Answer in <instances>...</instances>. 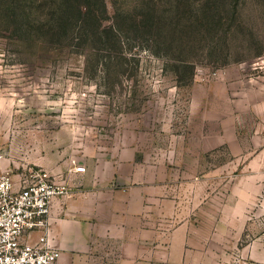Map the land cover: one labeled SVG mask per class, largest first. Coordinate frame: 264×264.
I'll return each mask as SVG.
<instances>
[{
	"label": "rangeland",
	"instance_id": "374dc122",
	"mask_svg": "<svg viewBox=\"0 0 264 264\" xmlns=\"http://www.w3.org/2000/svg\"><path fill=\"white\" fill-rule=\"evenodd\" d=\"M52 1L36 18L0 0V174L70 182L84 166L147 185L151 253L182 228V264H249L264 240V0H106L119 31L83 38L53 34Z\"/></svg>",
	"mask_w": 264,
	"mask_h": 264
},
{
	"label": "crops",
	"instance_id": "0c3cea01",
	"mask_svg": "<svg viewBox=\"0 0 264 264\" xmlns=\"http://www.w3.org/2000/svg\"><path fill=\"white\" fill-rule=\"evenodd\" d=\"M84 173L71 169L69 193L53 199L49 215V232L61 250L57 264H98L100 255L115 253L117 264H149L165 262L182 264L187 257V230L174 232L173 244L164 250L153 249L149 228V189L142 185L137 190L110 186L99 169L85 167ZM68 182V181H67ZM43 231L31 234L36 242ZM166 245V244H164ZM249 264H264V240H256L243 253Z\"/></svg>",
	"mask_w": 264,
	"mask_h": 264
},
{
	"label": "built area",
	"instance_id": "2783aa9c",
	"mask_svg": "<svg viewBox=\"0 0 264 264\" xmlns=\"http://www.w3.org/2000/svg\"><path fill=\"white\" fill-rule=\"evenodd\" d=\"M69 187L60 176L34 173L14 181L9 173L0 174V264H57L61 250L50 236L49 215L53 199L67 195ZM35 231L43 234L32 242Z\"/></svg>",
	"mask_w": 264,
	"mask_h": 264
},
{
	"label": "trees",
	"instance_id": "16d2710c",
	"mask_svg": "<svg viewBox=\"0 0 264 264\" xmlns=\"http://www.w3.org/2000/svg\"><path fill=\"white\" fill-rule=\"evenodd\" d=\"M24 1H26L29 5L33 3L31 5V10H34L36 18L39 17V11L35 8L37 5L41 6V4L36 3V0ZM51 6L52 11L50 14L52 15L53 10H55L53 14H56L57 12L59 14L56 19V24L52 26L54 29L53 34L55 36L77 37L74 33H70L71 31L74 32L75 29L80 31V37L82 38L87 37L88 32H94L93 29L100 31L102 29L103 32L119 31L114 24L107 28L104 26V22L108 17L106 0H55L51 2ZM143 15H145L147 19L144 17L140 21L142 24L145 26L148 25L152 29L157 21L156 15L148 12ZM21 24H19L18 28L20 30L22 29Z\"/></svg>",
	"mask_w": 264,
	"mask_h": 264
}]
</instances>
